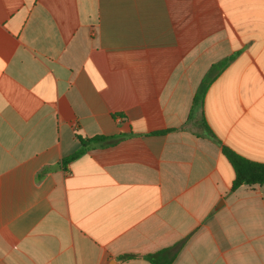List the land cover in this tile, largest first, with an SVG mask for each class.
<instances>
[{"label": "crops", "instance_id": "1", "mask_svg": "<svg viewBox=\"0 0 264 264\" xmlns=\"http://www.w3.org/2000/svg\"><path fill=\"white\" fill-rule=\"evenodd\" d=\"M224 147L264 163V0H0V264H264Z\"/></svg>", "mask_w": 264, "mask_h": 264}, {"label": "trees", "instance_id": "2", "mask_svg": "<svg viewBox=\"0 0 264 264\" xmlns=\"http://www.w3.org/2000/svg\"><path fill=\"white\" fill-rule=\"evenodd\" d=\"M231 61L232 58H229L212 66L211 70L204 78L202 84L200 85L195 95L194 105L203 104L206 93L211 83L231 63ZM204 127L209 135H213L212 130L206 123H204ZM78 138L81 143V149L77 151L72 157H70L68 161L81 156L89 147L100 144L105 145L107 143L115 141V138L104 137V136L95 137L92 139L83 138L81 136H79ZM223 153L230 161L236 172V179L233 185V190L243 185L264 184V163L251 161L243 157L242 155L238 154L236 151L227 147H224ZM178 248L180 249L179 246ZM164 254H168V259L163 261L161 256ZM176 255H177V251L175 252L172 249H168L152 255H148L145 257V259L151 262L152 264H171L174 258L176 257Z\"/></svg>", "mask_w": 264, "mask_h": 264}]
</instances>
